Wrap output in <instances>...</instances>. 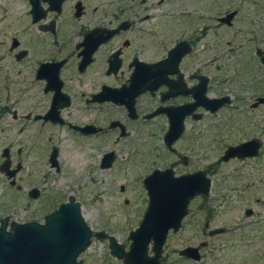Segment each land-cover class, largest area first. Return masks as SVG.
Masks as SVG:
<instances>
[{
    "label": "rangeland",
    "instance_id": "374dc122",
    "mask_svg": "<svg viewBox=\"0 0 264 264\" xmlns=\"http://www.w3.org/2000/svg\"><path fill=\"white\" fill-rule=\"evenodd\" d=\"M26 1L0 0V65L4 71L0 79V108L9 109L0 119V166L5 161L6 149L11 152L13 166H21L17 181L20 189L11 186L6 175L0 172V219L9 217L18 223L41 221L69 196H74L94 233L105 232L129 250V234L138 228L149 204L144 179L156 169L172 168L177 176L204 171L212 180L211 193L190 203V213L181 231L168 236L162 264H264V156L257 163L247 165L219 162L229 145L253 134L259 136L264 129V125L260 126L264 124V110L251 113L247 105L239 110L238 129L229 141L219 140L223 128L218 130L220 123L216 119L193 122L176 144V154L164 145L166 132L159 129L132 126V135L117 142V135L85 140L62 128L36 126L27 119L31 105L29 97L35 89L31 93L24 91L29 90L30 76L25 65L15 64L17 61L11 51L13 38L27 48L28 39L37 35L27 28L31 21L28 18L27 25L29 7ZM159 1L148 0L153 6L149 13L190 11L189 4L212 0H164L160 5ZM217 1L224 4L225 12L240 10L236 27L230 31L225 29L224 65L226 77L236 78V87L242 92V85L254 87L260 84V77L264 79V74L261 76L259 72L248 79L237 78L243 64L247 63L243 61L257 65L256 50L264 48V0ZM74 2L71 0L69 5ZM191 10L195 12V8ZM34 59L32 56L23 62L27 64L25 62H34ZM229 85L225 84L224 92H229ZM247 96L252 94L247 93ZM33 97L39 101L42 98L36 94ZM118 115L123 116L113 110L111 114H98L97 117L101 122ZM75 116L80 122H89L92 118L82 113ZM208 124L212 126L210 137L204 136ZM53 148L59 152V173L49 163ZM111 151L117 155L115 164L112 169H102V158ZM71 154L80 156L75 165ZM180 156L189 158L187 166ZM123 187L125 191L122 192ZM32 188L42 192L39 200L29 198ZM248 209L253 210L250 217L246 215ZM208 221L211 224L206 229ZM218 228H224L225 233L209 237L208 231ZM186 247H199L202 261L180 257L179 252ZM150 255H153L151 248ZM80 260L84 264H124L112 256L108 239L93 238Z\"/></svg>",
    "mask_w": 264,
    "mask_h": 264
},
{
    "label": "flooded vegetation",
    "instance_id": "af4514ba",
    "mask_svg": "<svg viewBox=\"0 0 264 264\" xmlns=\"http://www.w3.org/2000/svg\"><path fill=\"white\" fill-rule=\"evenodd\" d=\"M37 1L39 10L36 13H33L31 0L26 1L29 7L27 25L28 18L31 21L27 28L35 31L36 37L33 34L28 39L27 48H23L17 38H13L11 44L17 61L15 64L25 65L30 76L29 90L24 91L31 93L35 89L29 97L31 105L27 119L36 126L62 128L85 140L117 135L116 141L121 142L132 135V126L159 129L167 134L171 125L170 112L185 107V111L190 112L184 119L185 131L193 122L205 123L216 119L220 123L218 130L223 128L219 140L229 141L238 129L236 116L239 110L246 105L251 113L264 110V79L260 77V84L254 87L242 85L240 92L236 87L237 79L226 77L225 29L233 30L239 23V9L225 12L223 3L212 0L189 4L190 11L153 15L148 12L153 7L148 0H75L72 5H69L71 0ZM163 1H159V5ZM193 8L195 12H192ZM233 13V18L225 21ZM32 56L35 57L34 62L24 64L23 61ZM255 56L257 65L249 60L243 61L247 63L243 64L238 79H248L258 72L261 76L264 74V48L258 47ZM2 72L0 65V79ZM17 72L20 74V71ZM225 84H230L229 92H224ZM247 93L252 96H247ZM33 94L42 97L41 100L34 98ZM117 95L122 96L124 102H115ZM132 106L134 118L130 117ZM51 109L58 111L59 122L45 118ZM8 110L0 108V119ZM113 110L123 116L99 121L98 114H111ZM81 113L92 118L89 122H80L75 115ZM14 115L17 117L16 112ZM82 129H88V132ZM211 129L208 124L204 136L210 137ZM262 132L258 133L259 136L243 137L239 143L229 145L219 162L222 165H247L260 161L264 156V129ZM250 141L260 144L258 155L237 156L223 161L229 148ZM171 153L176 154L177 148ZM180 157L183 165L187 166L189 158ZM116 158L115 153L109 169L113 168ZM185 158L187 164H184ZM10 160L12 169H16L18 165L13 166L11 152ZM52 168L59 173V161L58 166ZM20 173L21 170L15 177L14 186L9 180L10 185L17 189L21 188L17 185ZM33 190H37V198L31 197ZM121 191H125V187ZM41 194L38 188H32L28 196L39 200ZM72 197L69 196L66 202L46 214L41 221L30 222L45 224L46 217ZM12 222L9 218L8 231ZM202 259L203 256L200 262Z\"/></svg>",
    "mask_w": 264,
    "mask_h": 264
},
{
    "label": "water",
    "instance_id": "95a60500",
    "mask_svg": "<svg viewBox=\"0 0 264 264\" xmlns=\"http://www.w3.org/2000/svg\"><path fill=\"white\" fill-rule=\"evenodd\" d=\"M31 2L34 6L33 13H36L39 10V2L37 0ZM234 15V13L229 15L225 21H230ZM89 38L90 35L87 37V46L90 43ZM117 96L114 98L115 102H124L122 96ZM130 111V117H136L133 106ZM171 112L169 114L171 125L165 136V145L171 152H176L175 144L184 135V119L190 112L185 111V107ZM45 118L55 123L60 121L58 111L55 109H51ZM195 118L200 119V116ZM86 130L88 129H82L87 133ZM260 147L257 141L231 147L223 161L227 162L237 156L254 157L258 155ZM3 157L5 161L0 166V172L5 174L14 186L15 177L21 166L12 169L9 149L4 151ZM57 158L58 149L54 148L50 157V163L54 167L58 166ZM114 159L115 152L106 154L102 159V169L111 168ZM187 161L185 158L184 164H187ZM144 187L149 197V205L141 224L129 234L128 240L131 241L129 250L105 232L94 233L84 219L81 204L72 197L68 203L48 215L43 225L37 222L13 221L8 231L9 217L3 218L0 226V264H84L82 260L78 262V258L90 248L93 238L99 241L108 239L112 256L122 260L124 264H162L168 236L171 232L173 234L180 232L193 200L210 195L212 180L203 171L177 176L172 168L157 169L144 179ZM30 194L31 197H38L37 190ZM252 214V209L247 210L248 217ZM205 228H210V221L206 222ZM223 233L225 229L218 228L211 229L208 235L214 237ZM150 248L153 255H150ZM179 256L195 262L202 258L199 247H186L179 252Z\"/></svg>",
    "mask_w": 264,
    "mask_h": 264
},
{
    "label": "bare ground",
    "instance_id": "6f19581e",
    "mask_svg": "<svg viewBox=\"0 0 264 264\" xmlns=\"http://www.w3.org/2000/svg\"><path fill=\"white\" fill-rule=\"evenodd\" d=\"M71 159L73 160V165H75L76 161H78V158L80 157L79 155L77 154H74V155H70Z\"/></svg>",
    "mask_w": 264,
    "mask_h": 264
}]
</instances>
